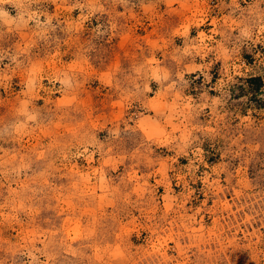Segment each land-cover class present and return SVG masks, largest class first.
<instances>
[{
    "label": "rangeland",
    "instance_id": "1",
    "mask_svg": "<svg viewBox=\"0 0 264 264\" xmlns=\"http://www.w3.org/2000/svg\"><path fill=\"white\" fill-rule=\"evenodd\" d=\"M0 264H264V0H0Z\"/></svg>",
    "mask_w": 264,
    "mask_h": 264
},
{
    "label": "trees",
    "instance_id": "2",
    "mask_svg": "<svg viewBox=\"0 0 264 264\" xmlns=\"http://www.w3.org/2000/svg\"><path fill=\"white\" fill-rule=\"evenodd\" d=\"M251 80H256L257 79V77H253V78H250Z\"/></svg>",
    "mask_w": 264,
    "mask_h": 264
}]
</instances>
